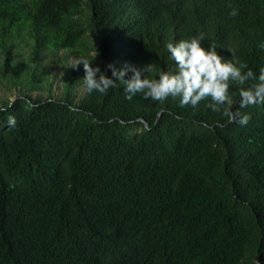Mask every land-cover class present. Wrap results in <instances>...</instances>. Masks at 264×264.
Masks as SVG:
<instances>
[{"label":"trees","instance_id":"16d2710c","mask_svg":"<svg viewBox=\"0 0 264 264\" xmlns=\"http://www.w3.org/2000/svg\"><path fill=\"white\" fill-rule=\"evenodd\" d=\"M199 33L264 67V0H0V86L18 93L0 104V264H264V103L239 108L230 84L241 126L210 98L89 93L82 63L39 96L46 57L158 79L166 45Z\"/></svg>","mask_w":264,"mask_h":264},{"label":"clouds","instance_id":"9594fccd","mask_svg":"<svg viewBox=\"0 0 264 264\" xmlns=\"http://www.w3.org/2000/svg\"><path fill=\"white\" fill-rule=\"evenodd\" d=\"M232 17L238 15V10L233 8L230 12ZM205 40L204 33H199L196 37L179 42H169L166 45L170 56L174 61L175 70L173 72H161L158 79L142 78L143 73L155 71L154 64H149L143 68L126 65L122 70L117 71L114 65L106 67L112 71L109 78L101 73L99 67H92V62L87 59L78 60L72 68H76L81 63L84 70V85L89 93L97 91L106 94L109 88L115 87L117 80L125 84V99L131 100L137 93H143L145 99L159 101L163 103L167 98L179 97L180 106L191 105L196 107L202 100L210 98V107L215 112H221L228 117L230 122H236L241 126L247 125L250 120L249 115H241L239 111H231L232 104L229 95L230 84L235 83L239 89V108L243 109L256 103H264V67L260 68L259 75L256 76L245 62L239 60L225 61L217 54L216 46L210 44L208 49L202 47ZM264 48V44L261 45ZM235 56L234 52L229 49ZM244 69H248L244 71ZM131 71L130 79L125 80L127 72ZM99 73V76L97 74ZM249 81H256L248 87H244ZM228 105V107H224ZM7 110V109H0ZM7 124L15 127V117L9 116Z\"/></svg>","mask_w":264,"mask_h":264},{"label":"rangeland","instance_id":"374dc122","mask_svg":"<svg viewBox=\"0 0 264 264\" xmlns=\"http://www.w3.org/2000/svg\"><path fill=\"white\" fill-rule=\"evenodd\" d=\"M76 60L69 56L63 59L61 55H55L51 59L45 58L44 71L46 72V80L42 82L43 89L39 92L41 98H59L62 85L68 76L71 75L72 66ZM80 73V72H78ZM74 79V78H73ZM78 93L84 92V89L77 88ZM18 95L13 89H9L6 85L0 86V104L4 101H13ZM36 97V93L32 94V98Z\"/></svg>","mask_w":264,"mask_h":264},{"label":"water","instance_id":"95a60500","mask_svg":"<svg viewBox=\"0 0 264 264\" xmlns=\"http://www.w3.org/2000/svg\"><path fill=\"white\" fill-rule=\"evenodd\" d=\"M145 124V123H144ZM145 126H146V124H145Z\"/></svg>","mask_w":264,"mask_h":264}]
</instances>
